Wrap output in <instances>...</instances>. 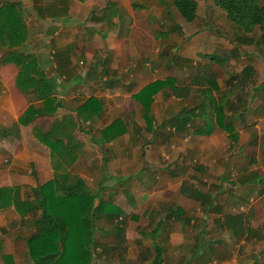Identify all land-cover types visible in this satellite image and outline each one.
<instances>
[{"label": "crops", "instance_id": "obj_1", "mask_svg": "<svg viewBox=\"0 0 264 264\" xmlns=\"http://www.w3.org/2000/svg\"><path fill=\"white\" fill-rule=\"evenodd\" d=\"M6 3L20 6L28 30L17 49L40 56L54 77L62 103L54 117L74 114L90 96L102 102V112L73 132L84 144L73 165L109 161L111 175L134 161L135 167L118 172L131 179L143 173L139 161L150 163L141 173L143 185L123 182L114 194L124 215L148 214L147 228L140 226L135 242L126 243L118 255H101L105 264H150L154 243L163 247L162 264H264V224L256 227L249 216L257 211L255 197H264L261 33L238 28L213 0L205 1L210 10L202 15V24L193 27V20L188 29L164 21L159 12L140 13L145 11L142 0H0V5ZM106 5L112 8L107 15ZM10 50L0 45V60ZM76 54L85 59L83 70ZM18 71L15 63H0V187L17 186L20 199H32L33 189L54 176L50 149L33 131L38 119L49 116L28 125L18 121L29 103L40 104L17 87ZM168 77L175 89L166 87L153 96L148 124L135 94ZM218 112L220 123L215 121ZM119 117L127 124L124 134L98 143L100 130ZM226 125L233 130L228 132ZM251 157L257 161L250 163ZM101 175L100 170L97 181ZM183 184L188 189L182 192ZM192 188L208 192L209 204L201 206L191 197ZM235 214L243 215L246 227L240 237L232 235V225L224 220ZM34 219L32 213L19 214L14 205L0 207V264L31 263L25 239L36 230ZM256 221L264 222V216ZM155 227L158 235L152 237L148 232ZM216 229L239 239L241 253L228 252L224 242L210 236Z\"/></svg>", "mask_w": 264, "mask_h": 264}, {"label": "trees", "instance_id": "obj_2", "mask_svg": "<svg viewBox=\"0 0 264 264\" xmlns=\"http://www.w3.org/2000/svg\"><path fill=\"white\" fill-rule=\"evenodd\" d=\"M172 1L184 20H194L196 0ZM213 3L241 30L251 32L258 27L264 45V5H261L259 0H213ZM109 8L111 7L106 5L105 15ZM108 16L109 20L111 13ZM96 20L100 19L97 17ZM27 38L28 30L20 6L8 3L0 5V45L11 49L3 55L0 63L12 62L18 65L17 87L31 96L32 101H40L38 106L35 102L29 103L20 115L18 121L23 125H28L37 117L53 115L62 106L60 98L57 97L54 77H50L42 67L40 56L17 49ZM166 87L172 91L175 89L171 77L150 82L135 94L146 123L150 124L153 120V96ZM102 110L100 99L90 96L74 108V114L65 113L55 118L48 129L44 130L36 125L33 127L34 136L50 149L54 176L33 189L32 199H20L17 186L0 187V207L14 205L21 215H35L36 230L25 239L30 264H92L95 258L93 248L97 247V221L104 217L107 221L115 222L118 212H121L116 205L105 201L99 191H92L79 174L69 170L84 145L81 139L74 136V130H81L82 123L100 114ZM177 120L183 121L182 118ZM221 120V112H218L215 121L220 123ZM126 125L123 118L114 119L100 130L98 143L109 142L124 134ZM209 125H212L211 121ZM224 127L228 132L233 130L231 125ZM187 189L183 184L181 191ZM190 196L199 200L201 206L211 198L208 192L196 188H192ZM224 220L228 225H232L231 232L234 237H240L245 232L242 214L228 215ZM124 229L123 225L114 223L113 234L116 239H124ZM148 234L155 237L158 235V229L155 227ZM153 251L154 257L150 264H162L163 247L154 243Z\"/></svg>", "mask_w": 264, "mask_h": 264}, {"label": "rangeland", "instance_id": "obj_3", "mask_svg": "<svg viewBox=\"0 0 264 264\" xmlns=\"http://www.w3.org/2000/svg\"><path fill=\"white\" fill-rule=\"evenodd\" d=\"M205 1L207 0H196L197 2V10H196V14L197 16L194 18V22L191 21H186L184 20L181 15L179 14V12L177 11V9L175 8V6L173 5V1L172 0H142V5L143 8L145 9V11H141L140 13H147V10H151L152 12H159V15L164 18V21L166 20H170L172 23L175 24V22H177L176 25L181 26V28L183 29H188L189 26L187 27L188 23L191 22V24L193 25V27L195 26H199L202 20V15L204 13H208V9L209 6L206 5ZM210 1H208L209 3ZM204 3V4H203ZM259 3L261 5H264V0H259ZM159 7L158 9H155L156 7ZM216 8H219L217 6H215ZM167 9L170 11V17L168 18V16L166 15ZM220 9V8H219ZM210 10V9H209ZM149 14V18H152L154 14ZM193 21V20H192ZM190 24V26H191ZM207 26L209 28H212L210 23H206ZM191 27V28H193ZM116 30V29H115ZM210 30V29H209ZM255 32H257V34H260V30L258 29V27H256ZM75 45H77L75 43ZM79 50V49H77ZM75 60H76V65L77 67H79L81 70H83L85 68V59L83 58L82 54H76L75 55ZM81 60V61H80ZM80 61V63H79ZM31 97V96H30ZM55 119L54 115H52L51 117L49 116L48 118H42V119H38L36 122V126H39L40 128H44V130L48 129V127L50 126V124L53 122V120ZM83 125V123L81 124ZM82 135V134H81ZM80 135V136H81ZM144 141V140H143ZM250 163H252V161H257V159L255 157H251V159L249 160ZM87 164H85V163ZM149 162V161H148ZM147 161H139V165L142 163V165H144L143 168V173L147 170L150 169V163H148ZM78 164H72L69 167L70 172L72 173H77L80 176L83 177V179L85 180L86 185L92 190V191H99L100 195L104 198L105 201L116 205L114 203L115 200V192L117 187L119 185H122L123 182L129 183L133 180H135V182L140 181V185H143V176L142 174H138V176L133 175L134 178L131 179H127V177H120L118 174V172H125L128 171L132 168V166H134V161H126V169H123V171L121 170V165H119L120 170L118 171H114L113 174H109V168L111 167V169L113 168L112 166L109 165V161H77ZM114 164L115 167L118 165L117 161H113V163H111V165ZM130 164V165H129ZM135 167V166H134ZM255 167H258L255 165ZM100 170L102 171V175L101 178H99L100 181H97V178L100 176ZM258 170H260L258 168ZM99 173V174H98ZM84 175V176H83ZM96 175V176H95ZM95 176V178H94ZM208 177V175H207ZM151 176L149 175V177H147V179L150 180ZM263 178L260 177L259 181H262ZM145 182H149L148 180H145ZM109 191H111L109 193ZM108 193L107 196H105V194ZM255 195V194H254ZM173 197H176L175 192L172 194ZM255 197V199L259 200L257 203H255V205H252V207H255L257 209V211L250 216V221L254 222V224L256 225V227L258 225L261 226V228H263V221H256V219H260L264 216V197ZM174 205V202H173ZM117 206V205H116ZM254 209V208H253ZM136 214L134 216H131V212L127 213L126 215H124L122 212H118V217L115 220V222H110L107 221L104 217L100 218L97 221V229H96V234H95V239L97 241V247L93 248V253L95 254V258L92 262V264H105L104 259L102 258L101 255L106 254L107 259L108 256H114V255H118V253L121 252V250H126V243L127 245H129L130 241H134L137 239H135L136 234H140V226L144 227L142 229H146L147 225V215L148 214H144L143 216H140L139 213H133ZM120 215V216H119ZM122 216H126V224L128 225L127 228L131 227L128 229V231L126 230L124 224H122ZM124 218V217H123ZM114 223L120 224L124 226V239H116L115 235L113 234V225ZM260 223V224H259ZM138 224V225H137ZM137 225V226H135ZM257 232V231H256ZM216 236L218 237V239H220V241L224 242V244L222 245L224 248L228 249V252L231 253V251L236 252L237 250L242 251V245L239 246V239L233 238V237H229L230 234L227 231H222V230H218L216 229L215 231L211 232V230L209 231V234L211 236ZM129 235V236H128ZM127 236V237H126ZM230 238V239H229ZM232 239V240H231ZM202 241V240H201ZM227 246V247H225ZM254 248V247H252ZM126 252V251H125ZM241 253V252H240ZM123 254V253H122ZM251 254H254L251 252ZM244 258V257H243ZM241 258V260L243 259ZM243 261V260H242ZM109 264H114V263H109Z\"/></svg>", "mask_w": 264, "mask_h": 264}]
</instances>
